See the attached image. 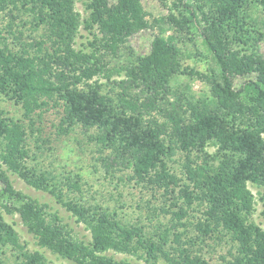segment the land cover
<instances>
[{
    "label": "trees",
    "instance_id": "16d2710c",
    "mask_svg": "<svg viewBox=\"0 0 264 264\" xmlns=\"http://www.w3.org/2000/svg\"><path fill=\"white\" fill-rule=\"evenodd\" d=\"M76 1L0 0V96L22 109L21 119L0 109V247L18 252L16 264H50L43 248L71 264H213L201 252L212 241L230 243L214 264H264V0H159L168 12L151 20L141 0H81L84 14ZM146 29L157 32L136 53L129 39ZM195 31L209 62L184 70L207 90L177 94L179 41ZM51 107H61L59 132L93 129L104 166L171 194L168 220L149 230L86 205L70 194L79 174L31 163L48 143L36 123ZM177 154L179 173L169 164ZM10 174L51 194L88 235ZM257 204L262 224L252 219ZM3 212L19 215L32 250Z\"/></svg>",
    "mask_w": 264,
    "mask_h": 264
},
{
    "label": "rangeland",
    "instance_id": "374dc122",
    "mask_svg": "<svg viewBox=\"0 0 264 264\" xmlns=\"http://www.w3.org/2000/svg\"><path fill=\"white\" fill-rule=\"evenodd\" d=\"M146 11L149 13L148 19L167 14V9L161 5L159 0H141ZM170 4L168 3V7ZM76 8L84 14L81 0L76 1ZM0 14V24H4V20ZM82 34L86 32L80 31ZM157 32V29H146L140 31L129 39L130 46L136 53H145L149 49L152 33ZM168 33V32H167ZM179 45L182 51L181 69L184 72H179L172 78L170 82V90L177 94L193 93L194 95H204L207 90V84L204 80L195 75L186 74L184 68L192 67L198 71H205L209 62V53L201 41V36L195 31L192 41L182 37ZM85 37H77V46L81 42H85ZM261 52L264 54V39L260 44ZM104 81V80H102ZM242 77L234 79L235 85H239ZM110 85L107 86L109 88ZM106 88V89H107ZM0 109L10 117L22 118V109L10 100H6L0 96ZM61 107H51L44 112L36 123L41 128V136L48 140L46 146H41V150L36 153L34 161L35 165L42 168L51 169L55 174L64 176H73L75 173L80 176V191H71V196L81 199L86 205H100L108 208L109 211L118 213L121 219L129 222H142L149 230L153 229L159 221L166 222L169 215L165 210H170L172 207L169 193H165L164 189L156 187L153 183L143 182L136 183L130 180L129 169L120 168L118 166L107 167L102 164L101 157L106 154V151L100 150L92 135V130H85L83 127L75 126L68 133H61L57 130L59 118L61 116ZM32 150H35L33 141L30 142ZM212 152L213 148H209ZM174 161L169 164L173 170L179 173L181 170L180 163L182 156L177 154ZM15 188L36 197L42 202L49 204L52 210H55L61 215L78 233L88 235L85 226L77 224L70 212L60 204L56 203L54 197L48 192L35 190L28 186L16 174H10ZM255 192V188L250 186ZM178 187L175 188L174 195L177 193ZM257 210L253 214L252 219L259 224L263 220L259 216L260 205H256ZM175 209V208H173ZM194 216L198 213L191 211ZM4 219L12 224L16 230L21 243H26L29 250L34 248L33 238L25 229L19 215H9L3 212ZM191 218V220H193ZM192 233V232H190ZM229 244L209 241L207 246L201 245V252L204 257L209 259L211 263H220L221 255H226ZM50 260V264H71L65 260L57 258L47 249H41ZM117 256H122L117 254ZM18 252L10 245L0 247V264H16ZM139 263L144 264L141 260Z\"/></svg>",
    "mask_w": 264,
    "mask_h": 264
}]
</instances>
